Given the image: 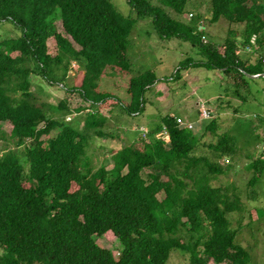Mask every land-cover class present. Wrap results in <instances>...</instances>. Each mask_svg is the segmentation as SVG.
<instances>
[{
    "label": "trees",
    "instance_id": "1",
    "mask_svg": "<svg viewBox=\"0 0 264 264\" xmlns=\"http://www.w3.org/2000/svg\"><path fill=\"white\" fill-rule=\"evenodd\" d=\"M127 1L130 16L113 0H0V22L19 31L18 37L0 36V141L16 146L0 154V264H169L177 251L188 256V264L251 262L238 241L239 229L228 219L243 212L241 197L213 184L232 167L222 160L239 156L237 138L218 133L219 117L202 125L213 136L203 150L175 116L162 117L140 144L113 156L112 169L94 170L88 130L99 138L111 136L104 129L109 119L102 115L107 101L129 116L141 115L147 92L162 81L154 70L130 78L127 102L101 87L104 76L131 72L130 37L147 19L163 41L180 40L199 56L183 60L176 78L188 69L219 71L234 98L246 103L264 83V77L251 78L264 75V0H210L211 22L223 19L232 26L221 44L204 43L205 30L176 19L189 11L190 0ZM58 20L66 36L55 31ZM51 38L55 56L49 52ZM251 50L254 59L241 54ZM72 62L81 78L69 88ZM33 77L58 91H75L98 109L86 114L85 131L62 120L71 113L63 101L55 106L35 100ZM5 123L12 125L11 137ZM249 168L254 186L264 157L252 159ZM109 233L121 245L119 257L95 241Z\"/></svg>",
    "mask_w": 264,
    "mask_h": 264
},
{
    "label": "rangeland",
    "instance_id": "2",
    "mask_svg": "<svg viewBox=\"0 0 264 264\" xmlns=\"http://www.w3.org/2000/svg\"><path fill=\"white\" fill-rule=\"evenodd\" d=\"M113 2L122 15L132 14L127 0H113ZM186 11L188 12L180 16V19L174 14L175 18L184 23L194 22L200 29L205 30L204 43L221 44L225 41L227 32L232 26L223 19L216 23L211 22L210 0H190ZM14 27L10 22H0V36L18 37L19 31ZM54 29L66 36L60 20L55 22ZM130 40L131 48L128 59L132 66L131 72L104 76L106 79L101 83L102 89L127 102V87L130 78L154 70L162 81L147 92L146 111L141 115L129 116L120 105L112 104L111 100L107 101L105 106L109 108L105 109L106 112L102 111V115L109 119L104 129L107 133H111V136L99 138L94 130H88L92 137L88 154L94 170L104 165L112 169L114 167L113 156L119 150L130 146L133 142L140 144V140L147 137L141 135L139 131L149 136V133L161 124V118L167 115L176 116L177 120L183 118L186 125H192V131L199 141L198 146L200 150H203L202 145L212 141L213 136L209 133L205 134V126L202 125L206 120L201 118V114L204 109L211 110L212 119L219 117L217 119L221 130L218 133L229 132L231 136L237 138L239 145V156L230 161L228 158L222 160L223 166L230 162L232 167L226 173L219 175L213 184L223 186V188L228 186L231 193H238L241 197L243 212L228 214V219L234 228L239 229L238 241L249 250L250 264H264V170L254 186L249 184L255 174L254 169L249 168V164L254 158L264 157L262 155L261 122L259 118H254V116L260 117L264 114V83H261L259 87H254L252 91L254 94L244 103L243 99L234 98L232 87L219 71L188 69L182 72L180 79L176 78V71L183 60L186 58L199 59V56L188 44L181 43L180 40L163 41L156 33L150 19L140 21L135 26ZM48 46L51 55L55 56L58 49L54 38L48 41ZM76 49L79 47L76 46ZM241 54L250 59L255 57L253 50L250 53L241 52ZM74 65L75 63L72 62V68L65 83L69 88L79 83L81 78V72L74 71ZM27 66L33 67L34 64L29 62ZM32 82L36 101L55 106L63 101L71 113L81 108L83 112L70 113L61 117L66 123L80 127L82 131L86 130L85 121L88 111L89 113L92 110L98 112V109L85 103L75 91H68L66 88L58 91L54 85L51 86L49 82L39 77H33ZM57 115L60 116L58 113ZM3 128L11 137L12 125L5 123ZM59 130L52 132L50 137H56ZM161 138L168 140L169 137L168 134L163 133ZM15 148L16 146L10 140L9 143L0 141V154ZM149 172L150 169L145 170L143 176L148 177ZM164 196L161 194L160 199ZM95 241L99 246L112 250L119 257L121 245L113 233L107 234L104 238L95 237ZM187 257L180 251L174 252L169 264H188Z\"/></svg>",
    "mask_w": 264,
    "mask_h": 264
},
{
    "label": "built area",
    "instance_id": "3",
    "mask_svg": "<svg viewBox=\"0 0 264 264\" xmlns=\"http://www.w3.org/2000/svg\"><path fill=\"white\" fill-rule=\"evenodd\" d=\"M204 39H206V37L204 38ZM252 43L254 44L255 43V37L252 39ZM211 113H212V111L211 110H209V111H207V110H203V113L201 114V118L203 119V120H210V119H212V117H211ZM254 118L256 119V118H259V120H262L263 121V123H262V136H263V139H262V144H263V155H264V115H261L260 117H257V116H254ZM177 122H178V124L181 126V127H183V126H186L185 128H187V129H189V130H191V129H193V126L192 125H186L184 122H183V120L182 119H178L177 120ZM141 132H143V131H141ZM148 132V131H147ZM145 136H147V134L145 133Z\"/></svg>",
    "mask_w": 264,
    "mask_h": 264
},
{
    "label": "water",
    "instance_id": "4",
    "mask_svg": "<svg viewBox=\"0 0 264 264\" xmlns=\"http://www.w3.org/2000/svg\"><path fill=\"white\" fill-rule=\"evenodd\" d=\"M260 77H264V75L251 76V78H255V79L260 78Z\"/></svg>",
    "mask_w": 264,
    "mask_h": 264
},
{
    "label": "clouds",
    "instance_id": "5",
    "mask_svg": "<svg viewBox=\"0 0 264 264\" xmlns=\"http://www.w3.org/2000/svg\"><path fill=\"white\" fill-rule=\"evenodd\" d=\"M75 66V65H74ZM176 117V116H175ZM176 119H177V117H176ZM71 120V119H70ZM184 128V127H183ZM192 130V129H191ZM165 134H167V133H165ZM168 137H169V135H168Z\"/></svg>",
    "mask_w": 264,
    "mask_h": 264
},
{
    "label": "crops",
    "instance_id": "6",
    "mask_svg": "<svg viewBox=\"0 0 264 264\" xmlns=\"http://www.w3.org/2000/svg\"><path fill=\"white\" fill-rule=\"evenodd\" d=\"M110 110V109H109ZM107 110H105V112H106ZM261 115H264V114H261ZM183 119V118H182Z\"/></svg>",
    "mask_w": 264,
    "mask_h": 264
}]
</instances>
